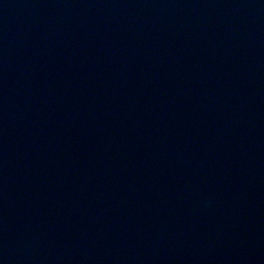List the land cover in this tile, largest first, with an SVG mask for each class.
I'll use <instances>...</instances> for the list:
<instances>
[{"label":"water","instance_id":"obj_1","mask_svg":"<svg viewBox=\"0 0 264 264\" xmlns=\"http://www.w3.org/2000/svg\"><path fill=\"white\" fill-rule=\"evenodd\" d=\"M0 264H264V0H0Z\"/></svg>","mask_w":264,"mask_h":264}]
</instances>
